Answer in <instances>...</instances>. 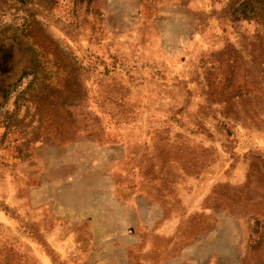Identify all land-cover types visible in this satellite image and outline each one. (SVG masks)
Returning <instances> with one entry per match:
<instances>
[{
    "label": "rangeland",
    "instance_id": "1",
    "mask_svg": "<svg viewBox=\"0 0 264 264\" xmlns=\"http://www.w3.org/2000/svg\"><path fill=\"white\" fill-rule=\"evenodd\" d=\"M262 17L0 0V264H264Z\"/></svg>",
    "mask_w": 264,
    "mask_h": 264
},
{
    "label": "trees",
    "instance_id": "2",
    "mask_svg": "<svg viewBox=\"0 0 264 264\" xmlns=\"http://www.w3.org/2000/svg\"><path fill=\"white\" fill-rule=\"evenodd\" d=\"M244 2V1H242ZM256 11L255 7L249 6L246 3H240L234 10L236 17L245 18L252 15ZM261 16L264 19V0H261Z\"/></svg>",
    "mask_w": 264,
    "mask_h": 264
}]
</instances>
